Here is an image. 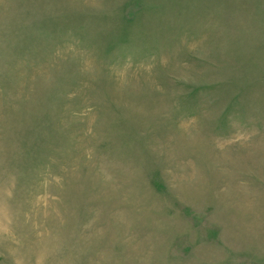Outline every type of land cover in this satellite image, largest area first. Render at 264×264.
I'll return each mask as SVG.
<instances>
[{"label":"rangeland","instance_id":"obj_1","mask_svg":"<svg viewBox=\"0 0 264 264\" xmlns=\"http://www.w3.org/2000/svg\"><path fill=\"white\" fill-rule=\"evenodd\" d=\"M0 264H264V0H0Z\"/></svg>","mask_w":264,"mask_h":264}]
</instances>
